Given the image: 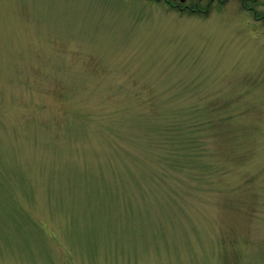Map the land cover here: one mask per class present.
I'll use <instances>...</instances> for the list:
<instances>
[{
	"label": "rangeland",
	"instance_id": "obj_1",
	"mask_svg": "<svg viewBox=\"0 0 264 264\" xmlns=\"http://www.w3.org/2000/svg\"><path fill=\"white\" fill-rule=\"evenodd\" d=\"M152 1L0 0V264H264V0Z\"/></svg>",
	"mask_w": 264,
	"mask_h": 264
},
{
	"label": "trees",
	"instance_id": "obj_2",
	"mask_svg": "<svg viewBox=\"0 0 264 264\" xmlns=\"http://www.w3.org/2000/svg\"><path fill=\"white\" fill-rule=\"evenodd\" d=\"M150 105H151V101H150ZM151 110H155V107L153 105H151ZM183 125L181 123H178L176 124L175 126H172V127H169L167 129L164 130L163 132V135H162V138L160 137V141H162V143L160 144L161 146H164L165 144H168V145H173L171 147V150H168V155H173L175 154L176 152V149L177 148H181L182 150H185V149H191V155H193V153L195 154V151L198 153L197 155L199 156V158L201 157V153H203L205 150H206V146L203 150V147H202V143L199 142V146L197 147V143H198V140L195 136H193L192 134L196 133V125H195V122L191 123V127L193 130L195 131H192L189 129V126H187L185 129L182 128ZM187 133H190L191 136L187 137L185 136ZM199 140H201L200 138H198ZM195 146L198 148L197 150L194 151V148ZM196 165V164H195ZM192 181H194V179H192ZM191 183V182H190ZM178 184V187H175V189L173 190H170L171 193H176V192H179L180 191V187H181V184H185L186 187L188 188V186L190 187L191 191L190 193H192V189L194 188V186H191L187 183H184L182 180L179 181ZM168 187V186H167ZM186 191V190H185ZM187 193H189L188 191H186ZM169 199L171 201V195L169 196ZM171 203V202H170Z\"/></svg>",
	"mask_w": 264,
	"mask_h": 264
},
{
	"label": "flooded vegetation",
	"instance_id": "obj_3",
	"mask_svg": "<svg viewBox=\"0 0 264 264\" xmlns=\"http://www.w3.org/2000/svg\"><path fill=\"white\" fill-rule=\"evenodd\" d=\"M167 4H168V6H170V7H173V8H179V10H182V7L181 6H179V5H175V4H172L173 2H172V0H164ZM180 1V3L181 2H184V0H179ZM181 7V8H180ZM184 8H188L187 6H184ZM190 9L191 10H195V9H193L192 7H190Z\"/></svg>",
	"mask_w": 264,
	"mask_h": 264
}]
</instances>
